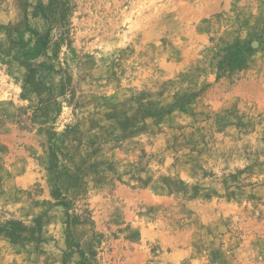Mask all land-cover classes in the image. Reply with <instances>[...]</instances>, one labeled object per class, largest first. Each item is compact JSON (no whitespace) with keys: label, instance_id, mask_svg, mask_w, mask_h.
Masks as SVG:
<instances>
[{"label":"rangeland","instance_id":"obj_1","mask_svg":"<svg viewBox=\"0 0 264 264\" xmlns=\"http://www.w3.org/2000/svg\"><path fill=\"white\" fill-rule=\"evenodd\" d=\"M0 264H264V0H0Z\"/></svg>","mask_w":264,"mask_h":264}]
</instances>
